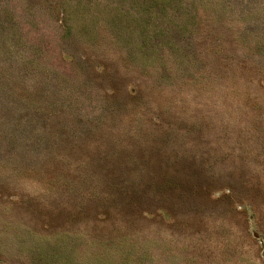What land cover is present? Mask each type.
Instances as JSON below:
<instances>
[{
    "label": "rangeland",
    "instance_id": "rangeland-1",
    "mask_svg": "<svg viewBox=\"0 0 264 264\" xmlns=\"http://www.w3.org/2000/svg\"><path fill=\"white\" fill-rule=\"evenodd\" d=\"M0 264H264V0H0Z\"/></svg>",
    "mask_w": 264,
    "mask_h": 264
}]
</instances>
